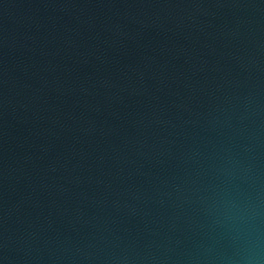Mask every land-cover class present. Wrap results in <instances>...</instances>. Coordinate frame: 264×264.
<instances>
[{"label":"water","instance_id":"obj_1","mask_svg":"<svg viewBox=\"0 0 264 264\" xmlns=\"http://www.w3.org/2000/svg\"><path fill=\"white\" fill-rule=\"evenodd\" d=\"M0 264H264V0H0Z\"/></svg>","mask_w":264,"mask_h":264}]
</instances>
